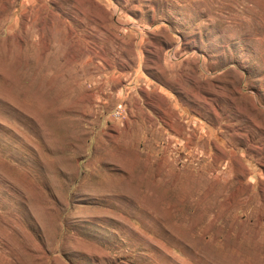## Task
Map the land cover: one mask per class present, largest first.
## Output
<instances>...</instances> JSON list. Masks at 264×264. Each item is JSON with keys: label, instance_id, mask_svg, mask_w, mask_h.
<instances>
[{"label": "rangeland", "instance_id": "1", "mask_svg": "<svg viewBox=\"0 0 264 264\" xmlns=\"http://www.w3.org/2000/svg\"><path fill=\"white\" fill-rule=\"evenodd\" d=\"M0 264H264V0H0Z\"/></svg>", "mask_w": 264, "mask_h": 264}]
</instances>
